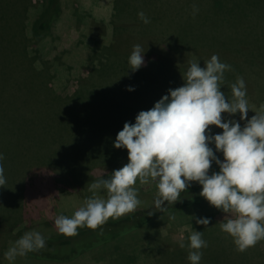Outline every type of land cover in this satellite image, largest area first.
<instances>
[{
	"label": "trees",
	"instance_id": "obj_1",
	"mask_svg": "<svg viewBox=\"0 0 264 264\" xmlns=\"http://www.w3.org/2000/svg\"><path fill=\"white\" fill-rule=\"evenodd\" d=\"M44 1L42 6H34V10H31L29 0H0V153L4 154V160L0 163L4 166L6 176V184L0 187V264H9V261L5 259V252L24 232H28L27 221L28 224L33 222L32 219L26 216L25 210L28 208L32 211L33 207H29L34 205L36 197H40L38 191L41 185H37L38 182L52 181V189L56 196H59L65 190H69L70 185L76 186L79 193H82V191L84 193L89 189L90 181L95 180L91 179L89 172L93 168L102 165L111 166L120 157L121 153L109 154V150L116 149L109 142H104L105 145L109 144V146H100L99 144L90 146L83 143L80 149H74L75 151L78 150L76 154L72 151L75 147L74 144L69 152L58 153L57 146L68 139L66 129L69 122L67 120L68 116L64 114L65 109L67 108V111L72 106L89 104L94 99L91 104H107L115 107L116 110L111 114L110 121L113 124H118L121 121L122 125L125 122L134 123L133 120L140 112L127 106L124 101L118 102L115 100L110 90H105V93V91L98 92L94 88H89L79 90L71 96L65 97L64 100L58 97L49 83L52 82L53 77L50 74L51 70L53 67L55 69L59 66H56L55 58H47V60L43 58V54L46 55V50L41 44L45 45L43 42L44 37L50 32L52 24H55L60 17V2L59 0ZM117 1L118 7H115L114 15L127 17L124 6L127 5L128 1L122 4L120 0ZM237 1L208 0L206 2L205 9L210 8L218 15L221 14L222 17L219 20L228 24V27L221 30V33L210 34L207 36L208 38L231 41L229 40L230 37H236L234 31L240 25L244 26L246 32L251 33L253 29L254 33V25H258V21L255 17L256 10L253 7L264 6V0H253L255 5L248 9L245 6L240 7L236 4ZM191 2L195 3V7L198 9L196 15H199L203 7L196 0H190L189 3ZM174 3L165 10L168 14L170 8H172L171 12L174 13L172 17L173 30L177 31L178 28L181 30L175 32L176 34L174 33L173 40L181 44L190 40L195 41L193 38H195L196 31H193L192 36L189 35L190 39L182 37V30L187 23H183V19L187 14H182L186 10L185 7L179 6L181 4L180 0H175ZM129 9V18L138 16L136 12H132L130 6ZM143 12L152 24L155 22V17L159 18L160 16L157 13L152 16V13L147 15L146 11L143 10ZM75 13L77 24L74 28L77 33L69 48V53L72 54L71 57L82 56L83 63L81 65L88 68L91 67L90 62H99L101 66L99 68L95 66L93 70L99 73L104 70L102 66L111 63V61L103 62L99 58L100 55H114L115 60H117L116 68H119L122 73H128L127 75L134 78V80L137 79L139 74L143 73L148 81L153 77L154 80L158 81L159 75L155 74V67L153 66L154 63L158 62L154 61L152 56L154 45H143L144 41L141 40L140 45L146 51L144 54L145 66L132 72L129 69L128 57L133 50V46L137 44L133 42L132 35L118 33L122 29L121 26L103 20V32L105 37L106 35L108 37H106L108 39L107 44H104L105 42L98 40V37L91 35L89 23L82 22L87 14ZM221 22H218V25ZM247 25L251 27L247 28ZM154 27L150 29L152 32L156 30ZM257 27L255 26V30ZM224 31H226V34H224ZM152 40L157 45L161 38L154 36ZM249 46L252 47L248 51L240 50V46H238L239 50L233 51L234 53L230 52L231 47H226V49L229 54L233 53L231 54L233 57H238L241 54V58L250 59L253 58L251 55L255 53H253L252 43ZM50 47L53 48L54 46ZM180 48L179 46L178 49ZM76 50L80 52H76ZM172 65L176 67L174 62ZM155 71H158V69L155 68ZM105 74L106 76L111 75L107 72ZM44 94L48 96V99L43 101L42 96ZM64 106L66 108L63 110L62 107ZM36 108L38 110L35 112ZM128 112L132 113L131 118L124 115L129 114ZM72 126H74L75 131V123L74 125L71 124L70 128ZM77 132H80L83 136L87 133L81 130ZM90 136L91 134H88V137ZM90 149H93V152L89 153ZM50 170L55 172L54 177H51ZM82 177L89 181L85 187L81 186L84 181V179L82 181ZM200 192V186L190 185L185 192L181 193L178 201L167 205L166 212H159L152 203L121 218L109 219L96 230L84 227L79 228L78 235L73 237H66L60 233L45 236L46 246L44 249L30 252L23 257H17L14 264H74L86 255L92 256L96 262L93 264H118L112 253L129 248L130 241L138 240L137 235L140 230L146 228L156 218L176 212L184 214L188 208L198 209V212L194 214L188 210L189 219H191L188 224L192 231H202L203 239L207 241V247L201 250L203 256L200 264H223L226 261L225 253L230 251L225 247V244L233 241V238L221 230L216 232L218 226L216 227L213 220L215 207L211 206L200 195ZM41 195L44 197V194L41 193ZM193 217L208 218L210 223L207 226L198 225ZM189 235L190 233H187L183 241L186 249H188ZM152 243L155 249L158 240L154 239ZM172 243L177 248V240ZM157 248L159 253H163L162 256H167L168 250H165L164 253L163 249ZM174 253L180 258L177 262L190 264L188 251L179 247ZM254 253H256V256L261 255L257 251ZM137 256L138 253L131 249L128 260L132 261ZM118 258H122L120 253ZM259 258L263 261L262 256ZM244 260H248L246 256ZM158 261L163 262L162 258ZM166 262L168 261H165L164 264Z\"/></svg>",
	"mask_w": 264,
	"mask_h": 264
},
{
	"label": "rangeland",
	"instance_id": "obj_2",
	"mask_svg": "<svg viewBox=\"0 0 264 264\" xmlns=\"http://www.w3.org/2000/svg\"><path fill=\"white\" fill-rule=\"evenodd\" d=\"M126 1L128 2L127 5L124 6V10L127 13V17L123 15H114V9L118 7L117 0H59L61 10L60 17L55 24H52L50 32L44 37L43 42L45 45L41 44L46 50V55L43 54V58L46 60L47 58H55L56 66H59L58 68L55 67V69L53 67L51 70L50 74H52L53 77L52 82L49 83L50 87L54 88L59 98L64 100L65 97L71 96L82 89L87 90L89 88H94V90L98 92L110 90L111 95L114 96V99L118 102L124 101L127 103V106L139 111L149 110L154 106L155 102L163 95L167 94L169 89H175L183 85V75L189 67L190 62L199 61L200 66L203 67L204 62L210 60L213 55H217L221 62L231 65V70L225 72V83L222 89L225 95L230 100L232 99L230 86L235 83L238 78L242 77L246 84L247 99L250 107L248 118L250 119L255 115L254 112L261 110L262 106H264V6L253 7L255 5L253 0H238L236 4L240 7L245 6V8L248 9L252 6L256 10L255 17L258 21V25H254V33L253 29L250 33L245 31L244 26H237V29L234 31L236 37H230L229 40L231 41H227L226 39V42L221 39L207 37L210 34H219L222 32L221 30L228 27V24L222 23L219 20V18L222 17L221 14L218 15L215 11H211L210 8L205 9L208 0H196L203 7L199 15H196V13L193 14L195 3H189L190 0H180L181 4L179 6L185 7L186 10V12L182 14H187L183 19L184 21L182 20L183 23L187 22L182 30V37L184 36L190 39L189 35L192 36L193 31H196L195 38H193L195 41L190 40L187 41V43L181 44L173 40L174 33L180 32L181 30L179 28L177 31L173 30L174 25L172 17L174 13L171 12L172 8H170L168 14H166L165 11L168 7L175 4V0H120V3L122 4ZM44 2V0H29V8L34 10L33 8L42 6ZM129 6L132 8V12H136V14L144 10L147 15L152 13V16H154L157 13L160 16L159 18H157V16L155 17L154 24H152L151 21L145 24L141 22L138 16L129 18ZM75 12L87 14V17L82 22L89 23L91 35L98 37L97 39L102 40L101 42H105L104 44H107L106 41L108 37L107 35V38L105 37L102 23L104 22L103 20H106L107 22H114L116 25L121 26L122 29L118 33H129L133 37V42L140 44V42L142 43V41H144L143 45H154L155 48L153 49L152 56L154 61L158 62L154 63L153 66L156 70L158 69V71H155V68H153L155 74L157 76L159 75L158 81L156 79L154 80V77L148 81L143 73L139 74L135 80L128 76V73H122L119 68H116L117 60H115L116 58L114 55H100L99 58L103 60V62L111 61V63L109 62V64L106 63L105 66H102L104 70L99 73H97L96 70L93 71L95 66L97 68L101 66L99 62H90L91 67L88 68L81 65V63H83V60H81L83 58L82 56L71 57L72 54L69 53V48L71 43L75 40L77 33L74 28L77 24ZM218 22H221L220 25H218ZM155 25L156 27H154ZM255 26H258L256 30ZM153 27L156 29L154 32L150 30ZM246 27L250 28L251 26L247 25ZM224 34H226V31H224ZM154 36L161 38L157 45L153 43L154 41L152 38ZM184 41L186 42V40ZM250 43H252L253 53H255L251 55L253 58H241V54H239L240 56L238 57L231 56V54L239 50L238 46H240V50L243 49L244 51H248L250 47H252L249 46ZM50 46L54 47L52 48ZM179 46L181 47L180 49H178ZM226 47H231L229 49L230 52H234L229 54ZM76 52L80 51L76 50ZM211 53L213 55H210ZM173 62L176 64V67L172 65ZM105 72L111 75L106 76V74L104 75ZM129 86L134 87L135 90L128 91L127 89ZM46 99H48V96L44 94L42 100L44 101ZM93 101L94 99H92V102ZM89 104L72 106V108L67 111L65 106L62 107L63 110L66 108L64 114L68 116L67 120L69 123L66 129V133H68L66 136L68 139L57 146L58 153L63 154L69 152L74 144L75 147L72 151L75 154L78 150L75 151L74 149H80L83 143L90 146L96 144L100 146H109V144H104V142H109L113 146V141L117 133L123 128L121 121L118 124H113L110 121L111 114H113L116 108L107 104ZM36 110H38V108L34 111L36 112ZM128 113L129 114L124 115L131 118L132 113ZM222 116L226 119H235L239 121L241 126L246 123V121L240 120L239 113L234 116L223 113ZM133 121L135 122V120ZM74 123L76 127L75 131L74 126L70 128L71 124L74 125ZM210 127L214 134L222 131L215 126ZM79 130L86 131L87 133L83 136L80 132H77ZM88 134H91V136L88 137ZM91 152H93V149L89 150V153ZM108 152L113 155L121 154L115 164L93 168L89 172L91 179L97 180L100 176H110L113 170L122 168L128 162V152L126 149H111ZM217 155L223 159L222 154L217 153ZM211 171H219V169L213 164L210 172ZM50 172L52 173L51 177H54L55 172L51 170ZM56 175L59 176L58 174ZM95 180H91L90 184ZM82 181L83 183L81 186L83 187L89 182L85 177H82ZM51 182L50 180H44L43 182L40 181L37 183V185H41L38 191V195H40L41 199L40 197H36L34 205L29 207H33L32 211L28 208L25 210L26 216L33 220V222L29 224L27 221L28 231H39L44 237L59 233L54 223L57 216H72L76 210L84 205L85 200L93 195L89 189L84 193L83 191L79 193L76 186L70 185L69 190H65L59 196H56L52 189L53 183ZM190 185L200 186L197 182H191ZM135 187L138 189V198L141 201L135 211L141 210L154 203L158 191L155 183L140 184L139 181H137ZM41 193L44 194V197H42ZM96 195L98 198H106L107 193L101 191L96 193ZM188 210L192 214L198 212V209L188 208L184 214L176 212L154 219L146 228L139 231L137 235L138 240L130 241L129 248L114 251L112 256L115 260L117 259L116 261L118 264H164L165 261H168L165 264H181V262H177L180 258L176 256L174 252L180 247L179 244L181 241H184L187 233L191 234L192 232V228L188 224L189 220H191L189 219L190 215ZM230 215L234 214L223 213L219 209H214L213 220L216 223V227L218 226L216 232L221 230L220 224ZM109 219L113 220L116 218ZM154 239L158 240V243L155 245L161 248V250L163 249L164 253L165 250H168L167 256H162L163 253H159L157 247H155V249L153 248L152 241H154ZM176 240L177 248L173 246L172 243ZM225 247L230 251L225 253L226 261L223 264H264L262 263L264 262V240L257 242L255 246L249 247L243 252L237 250V246L233 241L226 243ZM131 249L136 251L138 256L135 257L134 260L129 261L128 256ZM140 249L144 250L142 251L144 254H142ZM182 249L188 252L190 251V249H186V247ZM256 251L259 254L261 253L260 256L263 257V261L259 258L260 256H256V253H254ZM118 252L122 258H118ZM245 256L248 260H244ZM161 258L163 262L158 261V259ZM171 261L174 262L172 263ZM93 263L96 262L92 256L86 255L83 259H80L74 264Z\"/></svg>",
	"mask_w": 264,
	"mask_h": 264
},
{
	"label": "clouds",
	"instance_id": "obj_3",
	"mask_svg": "<svg viewBox=\"0 0 264 264\" xmlns=\"http://www.w3.org/2000/svg\"><path fill=\"white\" fill-rule=\"evenodd\" d=\"M198 11L194 7L193 14ZM138 17L150 23L143 11ZM145 50L133 46L128 57L132 72L145 66ZM231 65L217 55L204 62H190L183 75V85L169 89L149 110L140 111L135 122H125L113 147L126 149L128 162L89 185L93 195L72 216L59 215L54 223L66 237L78 235V229L96 230L109 218L132 213L140 205L137 181L155 183L154 206L166 212L168 204L179 200L191 182L201 186L200 195L223 213H231L220 224L221 231L233 238L238 251H245L264 240V106L250 119L247 88L244 79L231 84L232 99L222 91L225 72ZM128 91H134L129 86ZM223 113H239L243 126ZM210 126L222 131L213 133ZM214 146V147H213ZM217 153L222 154L221 159ZM4 154L0 153V161ZM215 164L219 171H211ZM6 184L5 169L0 163V187ZM106 192V198L96 193ZM174 218V217H173ZM198 225L207 226L208 218H195ZM46 240L39 231L25 232L5 252V259L14 264L17 257L39 251ZM181 248L185 247L183 241ZM190 264H200L202 249L207 247L203 232L193 230L188 237Z\"/></svg>",
	"mask_w": 264,
	"mask_h": 264
}]
</instances>
